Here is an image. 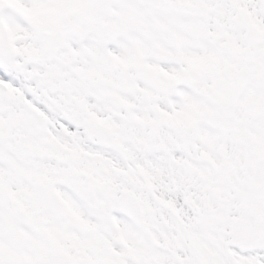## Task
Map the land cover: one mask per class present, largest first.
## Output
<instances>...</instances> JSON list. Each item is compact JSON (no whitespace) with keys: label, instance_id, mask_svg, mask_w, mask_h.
<instances>
[{"label":"snow or ice","instance_id":"obj_1","mask_svg":"<svg viewBox=\"0 0 264 264\" xmlns=\"http://www.w3.org/2000/svg\"><path fill=\"white\" fill-rule=\"evenodd\" d=\"M0 264H264V0H0Z\"/></svg>","mask_w":264,"mask_h":264}]
</instances>
